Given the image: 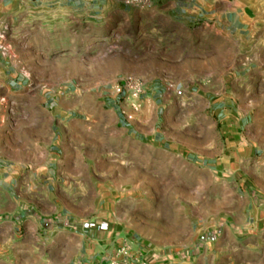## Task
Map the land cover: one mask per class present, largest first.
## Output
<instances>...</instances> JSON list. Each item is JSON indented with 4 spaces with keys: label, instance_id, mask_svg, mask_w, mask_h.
<instances>
[{
    "label": "crops",
    "instance_id": "0c3cea01",
    "mask_svg": "<svg viewBox=\"0 0 264 264\" xmlns=\"http://www.w3.org/2000/svg\"><path fill=\"white\" fill-rule=\"evenodd\" d=\"M72 6H79L77 16L83 22L80 28H55L49 23L58 8L69 11ZM90 8L102 14H92ZM120 14L127 25L142 28H117L118 21L106 22L105 28H81L88 18L110 20ZM32 20L36 21L34 26L29 23ZM28 34L34 40H46L45 46L35 47L38 59L35 62L40 65L44 64L41 57L50 60L56 41L61 42L62 48H71L77 38L79 49L122 43L128 50H137L126 55L132 66L128 69L116 67L113 57L94 59V68L87 67L86 57L82 56L85 65L82 80L121 81L133 77L157 83L147 86L138 108L117 99L113 90H107L104 96L109 102L107 113L111 121H100L109 130L107 137H119V142L131 145L136 143L147 152L151 147L163 150L169 146L196 155L167 133L166 113L172 105L165 104L166 82L178 80L177 86L193 97L216 96L221 98L219 103H228L230 93L225 76L209 72L208 67L230 62V44L234 50L264 48V0H154L146 9L129 7L125 0H0V100L7 102L0 101V245L3 246L12 241L40 238L44 217L63 209L72 215H86L80 209L85 198L80 192L81 178L86 173H95L97 160L88 152L86 141L88 131L96 123L86 121L84 107L49 105L48 94L43 90L26 87L25 71L36 73L29 66L32 62L24 60L26 54L20 44ZM153 57L167 65H183L185 74L178 79L165 73L152 74ZM99 64L101 69H97ZM263 78L264 74L258 73L259 91L264 88L259 84ZM9 102H13L15 111L10 110ZM201 110L220 115L219 121H215L222 146V157L218 158L229 163L222 168L221 175L233 179L228 181L239 180V187L245 189L240 204L236 203L232 190L217 198L215 216L225 219L224 229L207 264H264L261 117L264 103L258 100V122L250 116L256 109L245 105L210 103ZM72 115L75 117L71 118ZM205 146L211 151L216 142H206ZM133 154V148L126 151L127 158ZM88 160L94 164H88ZM251 163L258 170V179H254L256 198L246 189L245 181L240 180L251 176ZM58 235L76 244L81 242L79 245L83 247L84 238L77 233L60 231ZM69 246L60 244L61 248Z\"/></svg>",
    "mask_w": 264,
    "mask_h": 264
},
{
    "label": "rangeland",
    "instance_id": "374dc122",
    "mask_svg": "<svg viewBox=\"0 0 264 264\" xmlns=\"http://www.w3.org/2000/svg\"><path fill=\"white\" fill-rule=\"evenodd\" d=\"M78 9L79 6H72L69 11L58 8L49 23L55 28H80L83 22L77 16ZM90 11L102 14L94 8ZM114 21H118L117 28H142L127 25L121 14L110 20L88 18L81 28H105L106 22ZM29 23L34 26L36 21ZM20 44L26 54L24 60L32 62L29 66L36 72L25 71L26 87L43 90L48 94L46 103L49 105H82L86 121L96 123L88 131L86 141L88 152L97 160L93 167L95 173H86L81 178L80 192L85 198L80 209L86 211V215H72L63 209L53 216L44 217L40 238L31 237L21 243L12 241L9 245H0V264H207L209 254L216 249L224 229L225 219L215 216L217 198L232 190L236 203L240 204L245 189L239 187V180L228 181L233 179L221 175L222 168L229 163L218 158L222 157V146L215 121H219L220 115L201 109L210 103L254 107L256 111L250 116L258 122V100L264 103V95L260 94L264 93V88L258 90V73L264 74V63H260L264 62V48L234 50L230 44V62L208 67L209 72L225 76V85L230 93L226 98L228 103H219L221 98L216 96L193 97L177 86L178 80L166 82L165 104L172 105L166 113L167 133L194 150L197 153L194 155L169 146L163 150L151 147L147 152L136 143L131 145L130 142H119V137H107L109 130L100 123L101 120L105 123L111 121L107 113L109 102L104 96L107 90H113L117 99L132 107L133 101L117 94L121 81L82 80L81 72L85 66L82 56L86 57L83 58L87 67L94 68V59L113 57L116 67L128 69L132 66L128 64L126 55L137 50H128L122 43L79 49L77 38L71 48H62L61 42L56 41L51 50L52 57L49 61L41 57L44 64L40 65L35 62L38 60L35 47L45 46L46 40H34L28 34ZM152 62L151 72L156 76L165 73L178 79L185 74L183 65H167L155 57ZM101 68L99 64L97 69ZM143 82L146 89L157 84L154 80ZM260 83L264 85V78ZM176 90H181L182 95L177 96ZM160 95L162 97V92ZM142 101L140 98V106ZM11 103L10 110L15 111ZM188 105L193 107L186 108ZM160 117L162 119V111ZM261 117L264 119V113ZM209 141L216 142L211 151L205 148ZM131 148L134 154L127 158L126 151ZM116 150L119 153L116 154ZM88 164L93 165L94 162L88 160ZM249 168L251 176L240 180L245 181L246 189L256 198L258 191L254 179H258V170L254 163ZM60 231L79 234L84 238L83 247L79 245L81 242L76 244L74 240L60 237ZM215 231L217 237L212 238ZM61 242L70 246L61 248ZM201 243L205 245L200 249Z\"/></svg>",
    "mask_w": 264,
    "mask_h": 264
},
{
    "label": "built area",
    "instance_id": "2783aa9c",
    "mask_svg": "<svg viewBox=\"0 0 264 264\" xmlns=\"http://www.w3.org/2000/svg\"><path fill=\"white\" fill-rule=\"evenodd\" d=\"M154 0H125V4L129 7H135L140 9H146L152 5ZM146 91V86L143 81L128 77L121 80L120 85L117 87V94L120 98L133 101V107L138 108L140 106V98ZM176 95L181 96L182 91L176 90ZM212 238L217 237V232H213ZM205 243H201L198 248H203Z\"/></svg>",
    "mask_w": 264,
    "mask_h": 264
}]
</instances>
